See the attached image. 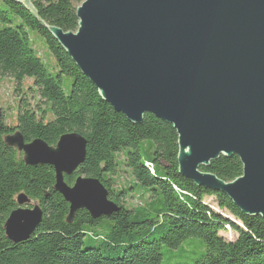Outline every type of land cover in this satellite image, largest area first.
<instances>
[{
	"label": "trees",
	"instance_id": "1",
	"mask_svg": "<svg viewBox=\"0 0 264 264\" xmlns=\"http://www.w3.org/2000/svg\"><path fill=\"white\" fill-rule=\"evenodd\" d=\"M22 1L0 0V79L11 78L21 96L15 113L0 117V264H264V220L182 177L173 128L149 114L139 125L128 122L47 31L75 33L85 0H30L36 15ZM17 131L26 143L41 139L51 147L66 134L83 136L86 160L65 182L100 181L119 211L97 220L79 211L68 224L70 206L54 190V169L27 166L6 145ZM201 171L229 183L243 165L222 156ZM20 195L41 208L43 220L28 241L14 244L4 224ZM232 230L233 241L221 235Z\"/></svg>",
	"mask_w": 264,
	"mask_h": 264
},
{
	"label": "water",
	"instance_id": "2",
	"mask_svg": "<svg viewBox=\"0 0 264 264\" xmlns=\"http://www.w3.org/2000/svg\"><path fill=\"white\" fill-rule=\"evenodd\" d=\"M22 4L36 15L30 0ZM76 15L75 33L46 29L101 98L134 125L147 114L170 125L180 175L264 220V0H85ZM5 143L27 166L54 169L68 224L79 211L94 220L119 211L100 181L65 182L86 160L80 134L51 147L26 143L17 131ZM222 156L239 157L243 175L227 183L201 171ZM17 205L4 224L14 244L28 241L43 220L25 195Z\"/></svg>",
	"mask_w": 264,
	"mask_h": 264
},
{
	"label": "rangeland",
	"instance_id": "3",
	"mask_svg": "<svg viewBox=\"0 0 264 264\" xmlns=\"http://www.w3.org/2000/svg\"><path fill=\"white\" fill-rule=\"evenodd\" d=\"M41 54L42 51L40 52ZM50 71L52 73H54V70L49 68ZM12 80L9 77H5V78H1L0 79V117L9 116V115H13L15 113V100H17L19 97H21L20 95L16 94V92H14V87L11 84ZM1 108L6 109L9 108L8 110H6L7 112H3V110H1ZM5 111V110H4ZM205 202L211 204L212 206H214L217 210H218V206L215 203L213 198H206ZM134 203V201L132 202ZM224 215L226 216H230L231 218H233L229 213L227 212H222ZM221 235L228 241H233L237 238V234L232 230L230 232H222Z\"/></svg>",
	"mask_w": 264,
	"mask_h": 264
}]
</instances>
